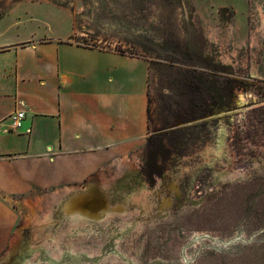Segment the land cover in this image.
Returning <instances> with one entry per match:
<instances>
[{"label": "rangeland", "instance_id": "374dc122", "mask_svg": "<svg viewBox=\"0 0 264 264\" xmlns=\"http://www.w3.org/2000/svg\"><path fill=\"white\" fill-rule=\"evenodd\" d=\"M50 1L73 41L147 58L149 134L83 185L12 197L0 264H264V0Z\"/></svg>", "mask_w": 264, "mask_h": 264}, {"label": "crops", "instance_id": "0c3cea01", "mask_svg": "<svg viewBox=\"0 0 264 264\" xmlns=\"http://www.w3.org/2000/svg\"><path fill=\"white\" fill-rule=\"evenodd\" d=\"M76 31L50 0L0 13V252L19 219L12 197L83 185L147 143V58L82 45Z\"/></svg>", "mask_w": 264, "mask_h": 264}, {"label": "built area", "instance_id": "2783aa9c", "mask_svg": "<svg viewBox=\"0 0 264 264\" xmlns=\"http://www.w3.org/2000/svg\"><path fill=\"white\" fill-rule=\"evenodd\" d=\"M25 117V112L24 111H19L15 116H14V124L13 128L18 129L22 126V121L23 118Z\"/></svg>", "mask_w": 264, "mask_h": 264}, {"label": "bare ground", "instance_id": "6f19581e", "mask_svg": "<svg viewBox=\"0 0 264 264\" xmlns=\"http://www.w3.org/2000/svg\"><path fill=\"white\" fill-rule=\"evenodd\" d=\"M126 161V160H125ZM123 164V163H122Z\"/></svg>", "mask_w": 264, "mask_h": 264}]
</instances>
